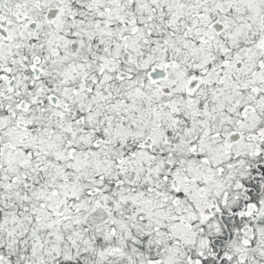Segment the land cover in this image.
Masks as SVG:
<instances>
[{
	"label": "snow or ice",
	"instance_id": "obj_1",
	"mask_svg": "<svg viewBox=\"0 0 264 264\" xmlns=\"http://www.w3.org/2000/svg\"><path fill=\"white\" fill-rule=\"evenodd\" d=\"M0 264H264V0H0Z\"/></svg>",
	"mask_w": 264,
	"mask_h": 264
}]
</instances>
